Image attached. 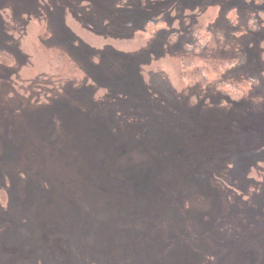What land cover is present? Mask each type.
I'll list each match as a JSON object with an SVG mask.
<instances>
[{
	"label": "rangeland",
	"instance_id": "rangeland-1",
	"mask_svg": "<svg viewBox=\"0 0 264 264\" xmlns=\"http://www.w3.org/2000/svg\"><path fill=\"white\" fill-rule=\"evenodd\" d=\"M64 256L264 264V0H0V264Z\"/></svg>",
	"mask_w": 264,
	"mask_h": 264
},
{
	"label": "trees",
	"instance_id": "trees-1",
	"mask_svg": "<svg viewBox=\"0 0 264 264\" xmlns=\"http://www.w3.org/2000/svg\"><path fill=\"white\" fill-rule=\"evenodd\" d=\"M150 2H163L164 0H149ZM149 26L150 25H154V24H151V23H149L148 24ZM160 25V24H159ZM147 27L148 26H146V28H145V32L147 31ZM193 36H196L197 37V40H195L196 42L195 43H193L191 46H193L194 47V45H196L195 46V49H193V50H186L188 53L191 51V52H199V53H201V52H203V51H205L206 50V48L208 47V45H209V42H210V40H211V33L208 31V30H206V31H203V32H201V31H199V32H197L196 33V31L194 30L192 33H191ZM205 35L204 37L202 36V35ZM216 36L217 37H220L218 34H216ZM171 38V36L169 37V39ZM198 43H201V45L202 46H200ZM189 44H187V46H188ZM197 49H198V51H197ZM193 63H194V61L193 60H189V59H187V58H185V57H183L182 59H181V64H182V67H183V69H184V73H185V77H187V75H188V70L190 69V68H192L193 67ZM226 69V68H225ZM228 72V71H227ZM190 75V74H189ZM201 78H202V76H201ZM201 81H202V83H201V85H209V83H207V81L206 80H204L203 78L201 79ZM240 85V84H239ZM215 90L216 91H218L220 94H222V95H224L227 99H230L231 101H233V102H237L238 100L240 101V100H242L243 98H244V94H245V91L243 90V89H245L246 88V86H242V87H240V86H235V85H233V84H231L230 82H226L225 80H223V81H220L218 84H216V86H215ZM110 254V252L108 253V255ZM64 258H65V261L67 260V259H69V260H71L74 264H78V263H76V262H74L70 257H68V256H64ZM116 261L117 260H114V261H112L111 262V264H115L116 263ZM67 264V263H66Z\"/></svg>",
	"mask_w": 264,
	"mask_h": 264
},
{
	"label": "bare ground",
	"instance_id": "bare-ground-1",
	"mask_svg": "<svg viewBox=\"0 0 264 264\" xmlns=\"http://www.w3.org/2000/svg\"><path fill=\"white\" fill-rule=\"evenodd\" d=\"M65 263H67V264H74L71 260H69V259H67L66 261H65Z\"/></svg>",
	"mask_w": 264,
	"mask_h": 264
}]
</instances>
